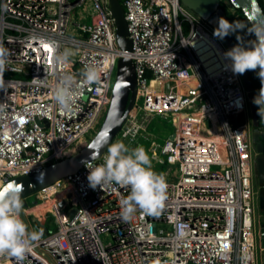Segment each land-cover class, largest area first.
<instances>
[{"label": "built area", "instance_id": "1", "mask_svg": "<svg viewBox=\"0 0 264 264\" xmlns=\"http://www.w3.org/2000/svg\"><path fill=\"white\" fill-rule=\"evenodd\" d=\"M86 2L91 22L70 24L72 10ZM121 4L130 52L117 45L108 0H0V43L10 52L0 90L5 105L0 111V187L13 177L40 172L65 158L63 151L73 142L94 136L109 107L111 77L122 56L134 63L136 95L118 134L136 136L153 114H171L174 125V137L160 146L165 159L159 161L175 168L170 180L166 175L167 198L158 215L137 210L124 221L120 201L130 188L89 186L87 166L103 163L105 152L23 206L31 231L41 232L40 218L46 228L48 214L56 229L46 228L22 264H262L249 93L223 55L228 47L180 0ZM227 8L230 22L239 21L236 8ZM70 27L75 32L68 34ZM232 34L244 46L255 40L243 29ZM49 42L55 43V52ZM67 46L76 59L56 63L54 55ZM89 65L99 68V83H84L81 72ZM65 72L76 81L71 112L52 100ZM48 200L49 207L36 210ZM102 235L110 240L104 242ZM0 264L17 262L5 256Z\"/></svg>", "mask_w": 264, "mask_h": 264}, {"label": "clouds", "instance_id": "2", "mask_svg": "<svg viewBox=\"0 0 264 264\" xmlns=\"http://www.w3.org/2000/svg\"><path fill=\"white\" fill-rule=\"evenodd\" d=\"M244 29L240 21H229L220 17L213 36L223 40L229 34ZM255 36L249 42L250 46L241 43L242 38L237 35L238 43L223 55L230 61L234 74H244L248 70L256 71L261 81V88L253 98L258 106L257 114L264 119V23L254 24L248 30ZM55 52V43L49 42ZM75 55L72 49L65 48L62 53H56V63H67ZM9 50L0 43V90H3L4 73L7 70ZM81 77L86 84L99 83L101 72L95 65L86 66ZM42 82V81H41ZM76 81L72 73L65 72L55 85L52 100L65 112L73 110ZM5 105L0 104V111ZM133 135L135 132L129 129ZM127 136L128 133L126 132ZM91 159H95L94 156ZM88 161H85L87 164ZM89 169L87 180L89 186L95 189L103 188L113 183L130 188V193L120 201L121 217L124 221L132 219L137 210L146 215L156 216L164 206L167 198V180L164 173L153 170L152 161L145 148L137 146L129 148L121 140L111 143L103 163ZM23 184L12 181L0 187V257L14 258L17 264H22L26 255L32 251L33 245L41 239V232L30 231L21 217L23 209ZM159 264V261H157Z\"/></svg>", "mask_w": 264, "mask_h": 264}, {"label": "water", "instance_id": "3", "mask_svg": "<svg viewBox=\"0 0 264 264\" xmlns=\"http://www.w3.org/2000/svg\"><path fill=\"white\" fill-rule=\"evenodd\" d=\"M182 4L194 11L201 18L205 19L214 29L217 27V22L220 17L228 20V16L224 9L220 7L222 0H180ZM230 4L237 9H240L243 15L248 20L251 28L254 24L264 23V12L258 0H228ZM108 8L114 19L116 42L119 48L124 52L131 51V40L128 37L127 23L124 17V9L119 0H108ZM228 49L232 48L237 43L233 36L229 34L223 39ZM244 85L248 93L253 92L254 86L251 83L248 71L241 75ZM136 95V76L134 63L129 56H122L117 61L115 80L112 88V95L109 107L104 116L102 124L94 136L78 151L62 158L56 162L50 163L40 172L30 173L27 175L16 176L9 179L2 187L12 181L23 184L24 191L22 192L23 206H27L26 198L33 195L44 188L56 183L65 176L76 172L85 161L99 159L108 149L109 145L120 132L125 118L129 110L133 106ZM252 119V144L256 151L255 170L259 180L264 179V147L262 139H264V128L260 129L256 105L253 102L249 103ZM40 124L41 122L38 121ZM174 132L170 135L172 139ZM151 150L153 147L151 146ZM259 199L264 200V186L259 188ZM76 213L73 208L70 212L72 218ZM23 221L31 231L28 220L23 212L21 213ZM261 222H264V216L261 217ZM40 226L41 233L46 234V228L43 224V219L37 220ZM260 243L264 247V225L259 229Z\"/></svg>", "mask_w": 264, "mask_h": 264}, {"label": "rangeland", "instance_id": "4", "mask_svg": "<svg viewBox=\"0 0 264 264\" xmlns=\"http://www.w3.org/2000/svg\"><path fill=\"white\" fill-rule=\"evenodd\" d=\"M91 12H92L91 6H89L88 2H86V3H84V5L76 7L74 10H72L69 23L71 24L73 21L74 22L79 21L80 20L78 17L79 14L91 15ZM67 32H68V34H71V27H70V30H67ZM65 48L72 49L69 46H67ZM73 52H74V50H73ZM69 59L75 60L76 54L73 55L72 57H70ZM114 79H115V72H114V74H112V77H111V84L112 85L114 84ZM247 96L249 98V101L253 102L251 95L248 94ZM138 102H140V101H138ZM248 118L250 121L251 130H252V119H251L250 114H248ZM230 121L232 124L234 123L232 118H230ZM173 132H174V125H173V121L171 119V114H165V115L153 114V115H148L146 127L143 130L139 131L136 134V136H134L132 138L131 137L130 138H123L120 136V134H117L111 143H114L118 140H121L129 148H135L137 146L142 145L145 148L146 152L148 153V155L152 161L153 170L156 171L157 173H164L165 175H168L167 179L170 180L169 176L174 175L173 171H174L175 167L170 166L165 162H160L159 160L163 161L165 159V156L160 154V146L166 140V138L170 137V135ZM89 136H92V132H90V134H87L86 138H88ZM86 143H87V140H85V142L83 143V146ZM152 144L155 145V150H154L156 152L155 157L152 155V151L150 149ZM158 157H159V159H157ZM253 184H254V190L256 191V194H257V196H256L257 197L256 207H255V218H256V222L260 223V218L262 216H264V204L261 205V203H260L259 188L261 186H264V179L259 180V178L256 175L255 169H254V175H253ZM35 201H38V198L35 194L30 195L26 198V202L28 205L33 204ZM46 207H48V206H43L41 208H37L36 210H44ZM53 217H54L53 214H48L47 218L45 220V225H46V228L49 232H53L56 229ZM29 220H30L32 227L35 230L34 221L32 220L31 217L29 218ZM101 238L104 242H107L110 240V237L108 235H102ZM261 262H262V264H264V251H262V253H261Z\"/></svg>", "mask_w": 264, "mask_h": 264}, {"label": "trees", "instance_id": "5", "mask_svg": "<svg viewBox=\"0 0 264 264\" xmlns=\"http://www.w3.org/2000/svg\"><path fill=\"white\" fill-rule=\"evenodd\" d=\"M119 1H120V3H122V0H119ZM258 2H259L260 6L262 7V10L264 12V3H263V1L262 0H258ZM227 4H230V2L228 0H222V2L220 3V7H222L224 9V11L226 12V14L228 16V20L230 21L231 20V15L228 12ZM236 12L239 15V21L241 22L242 27L244 28L243 30H245V31L250 30L251 26H250L248 20L246 19V17L243 15L242 11L240 9L236 8ZM232 36H233V38H235L234 34H232ZM257 72H258V69L256 71L248 70V73H249L250 79H251V83L254 86L253 92L249 93L251 95L252 99L258 94V92H259V90L261 88V81H260V79H259V77L257 75ZM256 109H258L257 105H256ZM258 120H259L260 126L264 127V119H261L260 116L258 115ZM263 147H264V145H263ZM38 195L39 196H43V192L39 193ZM260 203H261V205H263L264 204V200L260 201ZM48 204L49 203H42L37 208H41L43 206H47Z\"/></svg>", "mask_w": 264, "mask_h": 264}, {"label": "bare ground", "instance_id": "6", "mask_svg": "<svg viewBox=\"0 0 264 264\" xmlns=\"http://www.w3.org/2000/svg\"><path fill=\"white\" fill-rule=\"evenodd\" d=\"M85 142V140L83 138H80L79 140H76L75 142H73L71 145H69L64 151H63V155L66 157V156H69L73 153H75L76 151H78L82 146H83V143ZM159 159V157L157 158ZM46 192L49 191L48 188L45 189ZM42 192V191H41ZM41 192H38L37 194L41 193ZM44 195V194H43ZM43 203H49L47 206L49 207V205L51 204V200H48L46 202H43ZM37 209V208H36Z\"/></svg>", "mask_w": 264, "mask_h": 264}, {"label": "crops", "instance_id": "7", "mask_svg": "<svg viewBox=\"0 0 264 264\" xmlns=\"http://www.w3.org/2000/svg\"><path fill=\"white\" fill-rule=\"evenodd\" d=\"M79 21H75V22H80V23H90L91 22V17L90 15H83V14H79ZM74 22V21H73ZM71 32L74 33L75 31L73 30V28L71 27Z\"/></svg>", "mask_w": 264, "mask_h": 264}, {"label": "flooded vegetation", "instance_id": "8", "mask_svg": "<svg viewBox=\"0 0 264 264\" xmlns=\"http://www.w3.org/2000/svg\"><path fill=\"white\" fill-rule=\"evenodd\" d=\"M259 121V120H258ZM259 127H260V129H263L264 127H261L260 126V124H259ZM252 129H253V127H252ZM252 131V130H251ZM262 143H263V145H264V139H262ZM260 225H259V229H260V227L262 226V225H264V222L262 223L261 222V218H260V223H259Z\"/></svg>", "mask_w": 264, "mask_h": 264}]
</instances>
